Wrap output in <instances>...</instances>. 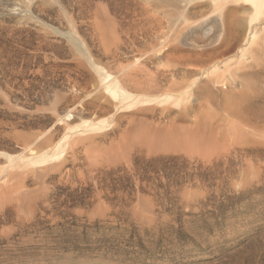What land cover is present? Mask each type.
Returning <instances> with one entry per match:
<instances>
[{
  "label": "rangeland",
  "instance_id": "rangeland-1",
  "mask_svg": "<svg viewBox=\"0 0 264 264\" xmlns=\"http://www.w3.org/2000/svg\"><path fill=\"white\" fill-rule=\"evenodd\" d=\"M0 264H264V9L0 0Z\"/></svg>",
  "mask_w": 264,
  "mask_h": 264
},
{
  "label": "bare ground",
  "instance_id": "bare-ground-1",
  "mask_svg": "<svg viewBox=\"0 0 264 264\" xmlns=\"http://www.w3.org/2000/svg\"><path fill=\"white\" fill-rule=\"evenodd\" d=\"M245 1H246V3L250 4L254 8L256 13L261 14V12L264 9V0H245ZM108 78H109V76L105 75L103 81L108 80ZM115 85H116V83H115ZM113 86L114 85H112V82H110V81L106 82V89L109 90L113 95H116L115 87H113ZM120 95L123 98V100H128L131 97L126 93H120ZM135 100H137V99H132V101H135Z\"/></svg>",
  "mask_w": 264,
  "mask_h": 264
}]
</instances>
